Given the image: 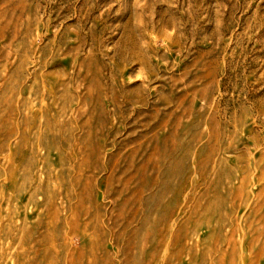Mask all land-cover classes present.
<instances>
[{
    "label": "rangeland",
    "instance_id": "1",
    "mask_svg": "<svg viewBox=\"0 0 264 264\" xmlns=\"http://www.w3.org/2000/svg\"><path fill=\"white\" fill-rule=\"evenodd\" d=\"M0 264H264V0H0Z\"/></svg>",
    "mask_w": 264,
    "mask_h": 264
}]
</instances>
